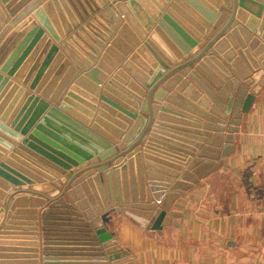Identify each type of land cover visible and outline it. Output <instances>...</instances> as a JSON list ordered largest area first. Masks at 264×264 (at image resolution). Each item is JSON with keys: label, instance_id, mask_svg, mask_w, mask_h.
<instances>
[{"label": "water", "instance_id": "water-1", "mask_svg": "<svg viewBox=\"0 0 264 264\" xmlns=\"http://www.w3.org/2000/svg\"><path fill=\"white\" fill-rule=\"evenodd\" d=\"M169 1L0 0V56L30 23L19 45L0 61V92L19 89L24 100L0 118V131L13 138L7 146L17 143L15 152L50 174L47 179L8 158L0 163V176L16 188L12 195L35 198L20 211L30 219L25 230L31 253L24 264H40V257L42 264H137L109 230L113 213L127 211L143 217L150 229H162L166 209L178 196L167 188L188 189L222 165L223 159L214 161L220 155L232 153L242 114L264 86V0H174L166 9ZM96 10L101 11L90 17ZM33 11L37 21L29 17ZM40 40L46 42L40 68L35 64L24 77L29 63L20 70L21 64ZM55 57L52 68L61 63L60 69L47 82L51 68L42 80ZM189 96L200 98L195 104ZM189 109L207 119L205 130L189 119ZM201 142L206 146L199 155L211 158L202 165L205 171L185 172L174 181L184 161L160 155L155 144L193 155ZM43 182L45 189L34 185ZM55 207L76 221L87 247L65 248L80 244L73 237H53Z\"/></svg>", "mask_w": 264, "mask_h": 264}, {"label": "crops", "instance_id": "crops-1", "mask_svg": "<svg viewBox=\"0 0 264 264\" xmlns=\"http://www.w3.org/2000/svg\"><path fill=\"white\" fill-rule=\"evenodd\" d=\"M173 2L174 0H170L166 9L170 8ZM34 11L29 14V17H33V20L37 21ZM99 11L101 10H96L90 17L97 15ZM189 15L193 19L197 18L193 13ZM88 19L90 18H87L86 21ZM5 24L6 22H4ZM83 24L84 22L80 26ZM80 26L73 28L72 32L66 34V37L77 31ZM29 30L30 23L17 32L4 48L0 61L2 59L4 61V56L7 58L14 51ZM7 33H11V30ZM7 33L6 36L4 35L2 43L5 41V37L8 36ZM41 40L32 50L33 53L39 46L34 58L29 61L32 55L30 53L21 64L20 70L29 63L24 72V77L28 75L35 64L38 63L37 68H40L39 65L44 58L42 53L46 47V42L41 43ZM81 44L87 48L84 42H81ZM55 62L56 57L51 60L43 73L42 80L47 76ZM60 65L61 63L52 68L46 80L47 82L55 76L60 69ZM78 68L80 72L81 68ZM11 89L0 92V106H2L0 118L4 117L7 110L12 113L18 106L20 108L23 105L24 100L22 99L23 96L19 95V89L12 92ZM182 93H184V90ZM188 98L190 99L191 96ZM198 99H192V101L196 104ZM22 109L21 111H24ZM189 110L191 113L188 116L189 119L193 118L201 123L200 128H197L198 130H205L207 119L198 115L196 111ZM8 119L5 118V120ZM185 127L189 126L185 125ZM210 131L214 134L212 129ZM0 133L4 135L3 137L0 136V163L8 158L30 168L38 175L46 178L50 176L48 172L37 170L38 168L32 162L15 152L14 150L18 147L17 143L12 144V147L7 146L6 144L9 143V140L13 141V138L2 131ZM195 135L200 134L195 133ZM179 137L182 139L188 138L187 136ZM179 143L189 145L183 141H179ZM232 143L233 151L230 155L223 158L220 155L214 160L223 159L222 165L217 170L201 178L188 189L176 188L173 190L171 187L167 188L166 193L175 191L178 192V196L171 206L166 209L167 213L162 229H150L144 223L145 219L143 217L127 211L113 213L109 230L114 232L117 241L132 253L137 264H264V86L258 94L254 95L247 111L243 112L239 131L234 133ZM201 145L200 147L193 146V155L164 145L155 144V147L160 150L159 154L162 156L165 155L168 158L175 156L180 158V161H184L181 170L178 171L179 175L173 177L174 181H177L183 177L185 172L198 175L194 173L195 169H198L200 173L205 171L206 167L204 166V168L202 165L211 158L199 155V152L206 146V142H201ZM208 152L214 153L209 150ZM197 158L200 162L189 169L188 166ZM144 160L142 154L143 179L148 182ZM154 163L166 167V169H173L162 163ZM134 166H137L136 161ZM151 171L160 177L171 178L166 172ZM136 177L138 178L137 174ZM181 182L185 183V180H181ZM34 185L45 189V182ZM14 189L16 188L9 181L0 176V207L1 210L5 208V211L0 214V228H4L6 225L10 227L7 230H1L3 233L6 231L7 234H0V263L15 262L24 264L25 261L29 260L26 255L31 253L26 252L30 247L28 243L31 239L27 234L28 230H25L30 219L26 217L25 212L20 211L34 204L35 198L33 199L30 194L12 195ZM149 195H151L150 192ZM4 201H7L8 205L6 207H2ZM14 201H16L14 209H11V203ZM152 201H154L153 198L150 202ZM63 209L60 207L53 208L54 212L51 214L50 219V227L52 228L50 233L54 235L53 237H73L71 239H76L73 240V243L80 244L67 245L64 246L65 248L87 247L85 243L88 242L84 237L77 236L82 233L75 226L76 221L70 219V215L64 213ZM17 210L18 213H16ZM41 212L42 209L38 208V241L40 243V255L42 256ZM72 261L90 262L89 260H61L60 262L70 263ZM40 264H42L41 257Z\"/></svg>", "mask_w": 264, "mask_h": 264}, {"label": "clouds", "instance_id": "clouds-1", "mask_svg": "<svg viewBox=\"0 0 264 264\" xmlns=\"http://www.w3.org/2000/svg\"><path fill=\"white\" fill-rule=\"evenodd\" d=\"M125 234H126V230H125Z\"/></svg>", "mask_w": 264, "mask_h": 264}]
</instances>
